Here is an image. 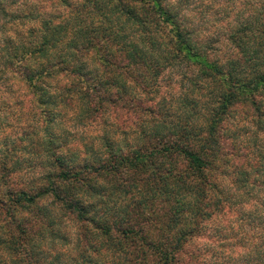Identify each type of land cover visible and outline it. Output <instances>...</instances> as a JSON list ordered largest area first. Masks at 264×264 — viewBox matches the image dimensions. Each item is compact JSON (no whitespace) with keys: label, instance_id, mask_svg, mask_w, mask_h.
Segmentation results:
<instances>
[{"label":"clouds","instance_id":"clouds-1","mask_svg":"<svg viewBox=\"0 0 264 264\" xmlns=\"http://www.w3.org/2000/svg\"><path fill=\"white\" fill-rule=\"evenodd\" d=\"M0 264H264V0H0Z\"/></svg>","mask_w":264,"mask_h":264},{"label":"trees","instance_id":"trees-1","mask_svg":"<svg viewBox=\"0 0 264 264\" xmlns=\"http://www.w3.org/2000/svg\"><path fill=\"white\" fill-rule=\"evenodd\" d=\"M133 58H135V57H133ZM165 151H170V149H164ZM151 155H155V153H152ZM147 157H144V156H141L140 154H138V157H137V159L136 160H133L132 162H131V164H132V166L133 167H139L142 163H143V161L146 159ZM192 161L194 162V168L197 166V165H199L201 168H203L204 167V165H202L201 164V161H200V159H199V157H197V156H192Z\"/></svg>","mask_w":264,"mask_h":264}]
</instances>
